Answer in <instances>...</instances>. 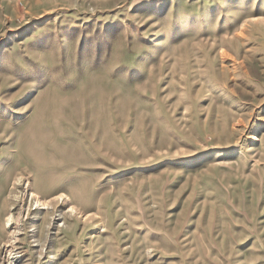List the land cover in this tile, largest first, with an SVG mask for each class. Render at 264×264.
<instances>
[{
  "label": "rangeland",
  "instance_id": "obj_1",
  "mask_svg": "<svg viewBox=\"0 0 264 264\" xmlns=\"http://www.w3.org/2000/svg\"><path fill=\"white\" fill-rule=\"evenodd\" d=\"M0 264H264V0H0Z\"/></svg>",
  "mask_w": 264,
  "mask_h": 264
},
{
  "label": "bare ground",
  "instance_id": "obj_2",
  "mask_svg": "<svg viewBox=\"0 0 264 264\" xmlns=\"http://www.w3.org/2000/svg\"><path fill=\"white\" fill-rule=\"evenodd\" d=\"M38 200V199H37ZM70 210L72 211H77V208H75L73 205L70 206ZM7 222H10L12 220V214H9L8 217L6 218ZM10 226V225H9Z\"/></svg>",
  "mask_w": 264,
  "mask_h": 264
}]
</instances>
